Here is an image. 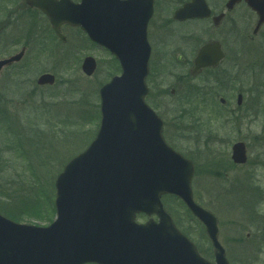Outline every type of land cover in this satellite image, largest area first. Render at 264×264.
<instances>
[{"label": "rangeland", "instance_id": "374dc122", "mask_svg": "<svg viewBox=\"0 0 264 264\" xmlns=\"http://www.w3.org/2000/svg\"><path fill=\"white\" fill-rule=\"evenodd\" d=\"M24 1H0V59L29 43L25 58L5 68L0 77V212L18 209L22 222L45 226L49 222L38 217V210L44 214L54 204L57 175L94 139L100 125V87L119 74L120 68L110 52L86 41L79 28H63L66 43L56 39L47 19L23 8ZM225 1L208 0L217 12ZM178 4L157 0L148 28L152 55L146 99L164 120L168 144L195 162L194 197L217 216L220 241L229 246L230 262L264 264V235L244 213L241 193L234 194L240 204L226 203V193L238 185L252 189L251 196L258 191L254 200L264 217V26L253 37L256 16L244 5L228 13L219 27L212 21L177 23L172 15ZM233 25L239 29L237 42ZM213 38L222 42L226 59L218 70L191 77L198 48ZM88 55L98 62L97 72L90 77L81 69ZM43 73L54 74L55 84L38 85ZM219 76L230 82L221 86ZM213 87L216 90L209 92ZM239 92L244 95L242 109L236 103ZM222 97L227 99L225 106ZM238 115L240 119L233 124ZM181 120L184 133L178 130ZM194 123L214 132L213 160L198 151L202 143L197 148L193 137H180L191 136ZM238 141L248 148L244 165H235L231 159V147ZM228 199L232 202L233 195ZM162 200L178 227L207 248L201 223L176 197L165 195ZM148 219L137 217L139 222ZM237 237L244 241V248L239 246L240 239L233 241ZM205 254L211 258L206 250Z\"/></svg>", "mask_w": 264, "mask_h": 264}, {"label": "water", "instance_id": "95a60500", "mask_svg": "<svg viewBox=\"0 0 264 264\" xmlns=\"http://www.w3.org/2000/svg\"><path fill=\"white\" fill-rule=\"evenodd\" d=\"M242 0H229L227 8ZM257 12L253 30L264 24V0H245ZM40 8L62 40L61 25L80 26L90 38L120 61L122 74L100 89L101 127L89 147L72 158L57 176L56 220L47 227L17 223L0 214V264H230L219 242L217 217L194 199V162L173 149L163 135V121L146 103L151 46L148 24L154 0H26ZM211 16L206 0L186 2L174 13L185 21ZM224 14L214 17L220 24ZM19 53L0 60L20 61ZM225 58L218 40L205 43L194 60L192 74L217 67ZM96 60L87 56L83 71L91 76ZM42 74L39 85L54 84ZM225 103V99H222ZM243 95L237 98L238 105ZM232 159H248L244 142L232 147ZM173 194L206 226L216 262L198 252L165 210L162 196ZM156 214L159 221L136 222L138 213Z\"/></svg>", "mask_w": 264, "mask_h": 264}, {"label": "trees", "instance_id": "16d2710c", "mask_svg": "<svg viewBox=\"0 0 264 264\" xmlns=\"http://www.w3.org/2000/svg\"><path fill=\"white\" fill-rule=\"evenodd\" d=\"M209 71H215V70H209ZM220 77V76H219ZM230 82V79H228L226 76L225 77H220L219 79V84L221 86L226 85L227 83ZM203 92V91H201ZM191 94V93H190ZM239 115L236 116L235 120L232 121L233 124H235L238 120H239ZM194 130L192 131L191 137H193V141L195 142L197 148L199 146L200 143L203 144V149L198 148V151L200 152V154H204L207 155L209 158L214 154V150L211 146L212 143V135L213 132L209 133L206 132L203 129V124L197 125L196 123H194ZM178 130L182 133H184V129L183 126L180 122V124L178 125ZM209 133V134H208ZM180 137H183L182 134L180 135ZM203 139V142H202ZM211 159V158H210ZM212 160V159H211ZM219 164V163H216ZM241 193L242 195V203L244 206V213L247 215V217L251 220V222L256 225V231H260L262 233V236L264 235V217H262L261 215H259L258 210L256 208V204L258 203L257 200H254V195H249L246 194L247 191H244V189L238 185L237 187L231 189L228 193H226V195H233V199L236 201V203H238V200L235 198V193ZM232 199V200H233ZM231 203V202H230ZM26 206V205H24ZM54 210V209H53ZM1 212H3L5 215L9 216L12 219L18 220V221H23V215L21 214V211H19L18 209H16L14 212H12L11 209H1ZM41 213V209L38 210V217L39 218H46V220L49 218V216L52 215L51 213V209H49L47 211V208L44 212V214Z\"/></svg>", "mask_w": 264, "mask_h": 264}, {"label": "flooded vegetation", "instance_id": "af4514ba", "mask_svg": "<svg viewBox=\"0 0 264 264\" xmlns=\"http://www.w3.org/2000/svg\"><path fill=\"white\" fill-rule=\"evenodd\" d=\"M176 1H178L179 2V4H178V7L177 8H179L180 6H182L184 3H186V2H188V1H190V0H176ZM227 1L228 0H226L225 2H224V5H223V7H222V9L221 10H219L218 12H217V10H215L210 4H209V2H208V0H207V2H208V4H209V6L211 7V9H212V17H210V18H207V19H190V20H187V21H182V22H180V21H176L175 19H173V15H174V12L176 11V9L174 10V12H173V15H172V19H173V21L174 22H177V23H186V22H192V21H212L213 22V16L214 15H218V14H221V13H223V12H225V15H224V18H223V20L227 17V14L228 13H231V12H233L238 6H241V5H244V6H246V7H248L250 10H251V8L247 5V3L245 2V1H242V2H240L239 4H237L232 10H227L226 9V3H227ZM158 6H159V3H158ZM23 8H26V10H30V11H32V12H35V13H38V14H41V15H43L46 19H47V21L49 22V25H50V28H51V30H52V34H53V36L56 38V39H58L59 41H61L60 39H59V37L56 35V33L54 32V30H53V28H52V26H51V24H50V21H49V19L47 18V16L40 10V9H38V8H36V7H28L27 5H26V3H25V1H24V6H23ZM156 9H157V0H155V12H156ZM216 11V12H215ZM252 11V10H251ZM253 12V11H252ZM254 13V12H253ZM155 14V13H154ZM255 15H256V13H254ZM7 19V18H6ZM222 20V21H223ZM1 25V24H0ZM3 26H5V24H2ZM65 26H68V25H63L62 26V29H61V31H62V33L64 34V32H63V28L65 27ZM232 29L234 30V41L235 42H237L238 41V39H239V29L237 28V26L236 25H233L232 26ZM84 33V32H83ZM85 34V33H84ZM85 36H87L86 34H85ZM84 36V39L86 40V37ZM37 39H36V41H39V38L38 37H36ZM87 41V40H86ZM26 42V41H25ZM62 42V41H61ZM26 44H28V46L26 45ZM22 48H25L26 49V52H25V54H28V48H29V43H24V44H22ZM21 48V49H22ZM26 56V55H25ZM25 58V57H24ZM22 61V60H21ZM20 62V61H19ZM19 62H17V63H19ZM16 63H14V64H12V65H10V66H13V65H15ZM10 66H6V67H4V69L5 68H7V67H10ZM192 66H193V61H192ZM192 66H191V68H192ZM191 68H190V70H191ZM3 69V70H4ZM189 70V71H190ZM174 89L172 90V93H174ZM147 221V220H146ZM145 222V221H144ZM201 226L203 227V229H204V231H205V234H203L201 237L202 238H206L205 239V243H206V245H207V248H205L203 245L204 244H200V243H198V244H196V242H195V240L194 239H192V237H190V239L196 244V246H197V248H198V250H199V252L201 253V255H203L204 257H207L206 256V254H205V250L208 252V253H210L211 254V258H209V260L210 261H214V257H215V249H214V247H213V244H212V242H211V240L209 239V237H208V235L206 234V229H205V227H204V225L201 223ZM238 239H233V241H235V240H239L240 239V241H239V246L240 247H242V248H244V245H242V243L244 242V241H241V238H239V237H237ZM230 239H228V241H229ZM221 242V244L223 245V247L225 248V250H226V255H227V257H229V255H228V251H229V246L227 247V246H225V244L222 242V241H220ZM87 264H96V263H87Z\"/></svg>", "mask_w": 264, "mask_h": 264}]
</instances>
